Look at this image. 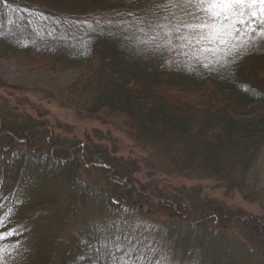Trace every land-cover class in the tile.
<instances>
[{"label":"trees","instance_id":"16d2710c","mask_svg":"<svg viewBox=\"0 0 264 264\" xmlns=\"http://www.w3.org/2000/svg\"><path fill=\"white\" fill-rule=\"evenodd\" d=\"M167 2L0 0V58L86 68L70 88L75 119L122 114L129 140L145 154L118 156L110 131L79 138L75 126L51 116L52 95L0 80V264H170V256L198 264L178 258L175 245L245 223L243 210L203 199L199 189L138 178L147 171L212 180L225 197L247 200L264 155V42L232 52L189 44L177 38L189 33L174 30L169 13L180 12L166 11ZM205 93L197 105L192 98ZM88 169L101 173L98 183L81 178ZM46 209L63 218L42 247L24 226ZM249 220L251 255L264 264V217Z\"/></svg>","mask_w":264,"mask_h":264},{"label":"rangeland","instance_id":"374dc122","mask_svg":"<svg viewBox=\"0 0 264 264\" xmlns=\"http://www.w3.org/2000/svg\"><path fill=\"white\" fill-rule=\"evenodd\" d=\"M87 74L88 70L86 68L73 70L50 68L44 65L37 56L0 58V80L11 86L40 90L52 95L55 98V103L48 104L51 116L58 117L63 122L75 126L74 134L79 138H82L84 133L93 130H101L105 133L110 131L116 138L118 156L126 158L131 151L145 156L129 140L127 136L128 119L124 115H109L106 112H100L93 119L82 122L75 119L71 109L75 108L78 98L70 94V88L82 76ZM206 96L207 93L197 97L194 96L192 99L199 105L205 101ZM81 172L83 180L94 183L99 182L101 173L98 170L88 169ZM138 178L143 182H156L161 187L169 185L171 188L177 189L182 187L187 190L199 189L202 192L203 199H217L234 211L243 210L247 215L240 218V220L245 222L243 225L250 228H253L252 225L248 224L251 216L264 217V193L261 192L264 187V155L251 173V190L248 192L250 198L247 200L239 193H235L229 198L225 197L223 190L217 188L216 182L212 180H181L177 178H167L165 180L154 174L149 176L147 171L138 175ZM30 214L31 212L26 213V215ZM37 217V220L26 224L24 227L25 230H33L37 233L36 238L33 239L39 240L43 247L46 242L54 240L58 236V227L63 214L56 213V209H46ZM237 224L216 238L209 239L207 236H202L196 242L180 241L173 248V252L178 255V258L189 257L190 255V258L196 260L198 264H259L257 262L258 257L251 255V250L256 246L247 237L249 231L246 232L243 225ZM220 230L222 229L220 228ZM175 261V256H170V264H176Z\"/></svg>","mask_w":264,"mask_h":264},{"label":"snow or ice","instance_id":"6c2138e0","mask_svg":"<svg viewBox=\"0 0 264 264\" xmlns=\"http://www.w3.org/2000/svg\"><path fill=\"white\" fill-rule=\"evenodd\" d=\"M163 7L166 11L179 10L180 15L172 12L169 15L176 20L177 33L181 28L188 30L189 34L177 38L189 44L193 41L214 44L232 52L257 41L264 42V0H168ZM205 51H216V48Z\"/></svg>","mask_w":264,"mask_h":264}]
</instances>
